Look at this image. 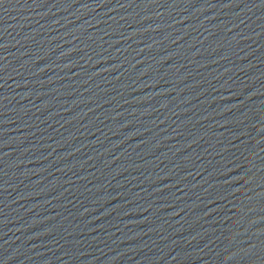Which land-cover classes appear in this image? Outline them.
<instances>
[{
	"label": "water",
	"instance_id": "water-1",
	"mask_svg": "<svg viewBox=\"0 0 264 264\" xmlns=\"http://www.w3.org/2000/svg\"><path fill=\"white\" fill-rule=\"evenodd\" d=\"M0 264H264V0H0Z\"/></svg>",
	"mask_w": 264,
	"mask_h": 264
}]
</instances>
